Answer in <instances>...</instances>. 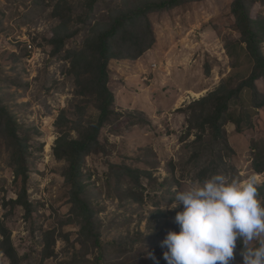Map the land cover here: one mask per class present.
<instances>
[{"label":"rangeland","instance_id":"rangeland-1","mask_svg":"<svg viewBox=\"0 0 264 264\" xmlns=\"http://www.w3.org/2000/svg\"><path fill=\"white\" fill-rule=\"evenodd\" d=\"M39 1L0 0V98L29 141L27 194L34 207L31 224L25 221L22 209L10 211L2 207L3 202L15 199L17 188L7 152L0 143V223L4 222L10 230L13 245L25 257L23 264H58L75 254L72 248L82 249L78 227L61 225L68 217L70 204L61 176L64 163L57 161L52 151L58 137L55 123L62 112L68 121H74L75 104L84 106V120L92 121L98 116L88 98L75 97L65 53L81 46L85 27L105 15L106 5L112 3L115 7L120 0H104L85 24L79 22L78 0H71L76 7L68 31L79 29V33L55 56L47 41L58 21L51 17L50 0ZM231 2H188L180 8L152 14L155 44L151 53L141 62L109 63L108 87L112 92L119 88L115 90L117 101L114 97L112 109L121 118L112 127L104 128V152L87 156L83 166L86 195L95 212L101 250L107 252L103 264H154L146 257L147 252L160 247L169 231H179L173 217L161 221L152 213L157 209L170 210L172 205L166 199L171 193L194 182L198 160H191L187 143L194 141L197 131L188 132L180 110L200 99L202 90L214 89L219 81L234 86L251 70L245 45L239 43L230 15ZM257 14L264 15V8L258 4L252 8V16ZM262 49L264 52V42ZM258 85L264 90L262 81ZM234 109L225 126V143L229 147L222 140L211 143L206 132L200 141L206 149H201L202 158L209 152L215 158L201 161L219 162L220 156L227 164L221 166L219 162L220 168H226V177L241 181L255 177L258 187L264 183V171L256 173L253 160L264 153V111L254 114L246 108ZM70 134L76 135L73 130ZM121 167L139 175L140 187H133L124 177L120 188L144 194L141 204L113 191L112 176ZM168 190L170 193L165 194ZM180 207L183 210V205ZM150 218L154 228L149 227ZM53 229L55 237L66 236L68 242L57 237L52 246L54 255L45 259L41 233ZM120 242L125 246L118 245ZM257 244L258 241L252 242ZM76 256L81 258L80 254ZM84 259H93V254H86ZM0 264H7L1 254Z\"/></svg>","mask_w":264,"mask_h":264},{"label":"trees","instance_id":"trees-1","mask_svg":"<svg viewBox=\"0 0 264 264\" xmlns=\"http://www.w3.org/2000/svg\"><path fill=\"white\" fill-rule=\"evenodd\" d=\"M40 0L39 2H43ZM202 0H120V4L112 7L106 5L105 15L92 25L85 27V34L78 48L66 51L65 60L69 61L67 75H70L75 84V97L88 98L98 112L95 120H84V106L75 104L74 121H68L65 112H62L56 120L58 137L52 148L53 156L57 161L64 163L61 176L68 190L69 212L64 224H74L78 227V240L82 251L72 248L75 253L69 260H64L58 264H103L107 258L106 250H101L100 233L95 219L89 196L86 195L85 177L83 166L85 158L92 154L104 152V143L101 141L105 127H112L121 118L112 109L114 94L109 89V63L112 61H134L149 51L155 44L151 15L164 13L184 6L188 2ZM52 3L51 17L58 21L53 29L52 37L47 41L52 46L51 55L59 54L66 42L74 37L78 31L69 32L68 26L72 24L74 16V6L71 0H50ZM104 0H78L80 7L79 22L85 24V20H91L90 14ZM258 4L264 8V0H232L230 5V15L234 19L236 30L239 33V43L245 45V51L251 63L250 74L238 80L234 86L228 87L224 81H219L218 85L205 96L192 101L184 109L180 110L185 116L188 132L196 130L195 139L187 143V149L191 151V160L197 161L198 167L194 173L193 181H203L215 174L227 176V166L219 156L217 161H201V159H214L209 155L203 157L201 140L207 132L212 138L211 143L222 140L225 143V126L229 118V113L235 109L232 103H237L239 108H246L254 112L264 111V93L258 90L256 83L262 81L264 84V52L262 43L264 42V15L252 16V8ZM76 23V22H75ZM70 24V25H69ZM235 47H237L235 45ZM209 73V68L206 74ZM82 103L83 101H79ZM4 105L0 98V143L7 152V160L13 174V184L17 188L15 199L3 202L4 209L10 208L14 211L17 208L24 212V219L32 223L34 207L28 198V140L24 137L22 127H20L12 113ZM75 132L72 137L70 131ZM204 148V147H203ZM230 149V148H229ZM204 150H206L204 148ZM254 171L262 173L264 171V153L255 161L253 160ZM200 170L199 174L198 171ZM150 178L149 173H145ZM112 183L113 191L122 193L125 197L132 198L136 203L143 202V195L136 193L132 188L121 189L124 177L131 182L133 187H140V177L131 170L123 167L115 171ZM153 182V181H152ZM19 188V190H18ZM259 198L264 200V183L257 187ZM178 191V190H177ZM166 199L168 205L174 203L175 193ZM170 193L169 190L165 191ZM166 197H164L165 199ZM182 211L178 206L174 210L157 209L152 215H157L161 221L165 218L175 217L176 212ZM172 219V218H171ZM164 224V223H160ZM150 228H154V222L150 218ZM142 237V234H140ZM68 242V238L58 235ZM55 230H46L41 233L43 244V257L50 258L54 255L52 246L57 239ZM243 241H237L234 250L232 264H242L241 251ZM118 245H124L119 243ZM74 247V245H72ZM125 246V245H124ZM95 249L97 251H95ZM161 247H154L150 250L155 255L159 264H166L163 259ZM103 251V252H102ZM80 254L81 258L76 256ZM0 254L7 264H23L24 255H20L11 239V233L4 222L0 223ZM86 254H93V259H84ZM115 264H125L120 261Z\"/></svg>","mask_w":264,"mask_h":264},{"label":"clouds","instance_id":"clouds-1","mask_svg":"<svg viewBox=\"0 0 264 264\" xmlns=\"http://www.w3.org/2000/svg\"><path fill=\"white\" fill-rule=\"evenodd\" d=\"M180 205L173 219L179 231H169L160 244L166 264H232L237 241H243L242 264H264V200L255 177L215 174L194 181L175 193L169 209ZM146 257L159 264L153 253Z\"/></svg>","mask_w":264,"mask_h":264},{"label":"crops","instance_id":"crops-1","mask_svg":"<svg viewBox=\"0 0 264 264\" xmlns=\"http://www.w3.org/2000/svg\"><path fill=\"white\" fill-rule=\"evenodd\" d=\"M155 49V48H154ZM153 50V49H152ZM152 50H149V51H147L146 53H144L140 58H138L137 60H134V61H132L133 63H135V62H141L144 58H146L147 56H146V54H149V53H151V51ZM127 62H129L128 60H127ZM220 80V79H219ZM258 83H259V81L256 83V85H257V87H258V90L261 92V93H264V90L263 89H261L260 87H259V85H258ZM117 88L118 87H116V88H114V97H115V102L117 101V97H116V93H115V90H117ZM119 89V88H118ZM213 89H209V90H207V89H204V90H202L201 92L202 93H205L206 92V94L208 93V92H210V91H212ZM203 91H205V92H203ZM201 93V97H203L204 95ZM121 95V94H120ZM198 99V98H197ZM232 107H238V104L237 103H232V105H231Z\"/></svg>","mask_w":264,"mask_h":264},{"label":"built area","instance_id":"built-area-1","mask_svg":"<svg viewBox=\"0 0 264 264\" xmlns=\"http://www.w3.org/2000/svg\"><path fill=\"white\" fill-rule=\"evenodd\" d=\"M28 49H31V48L28 46Z\"/></svg>","mask_w":264,"mask_h":264},{"label":"bare ground","instance_id":"bare-ground-1","mask_svg":"<svg viewBox=\"0 0 264 264\" xmlns=\"http://www.w3.org/2000/svg\"><path fill=\"white\" fill-rule=\"evenodd\" d=\"M48 147H49V145H48ZM48 147H47V148H48Z\"/></svg>","mask_w":264,"mask_h":264}]
</instances>
